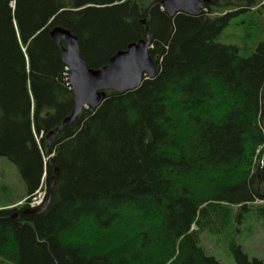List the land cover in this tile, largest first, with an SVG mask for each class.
I'll return each instance as SVG.
<instances>
[{
  "label": "trees",
  "instance_id": "16d2710c",
  "mask_svg": "<svg viewBox=\"0 0 264 264\" xmlns=\"http://www.w3.org/2000/svg\"><path fill=\"white\" fill-rule=\"evenodd\" d=\"M158 2L0 0V158L22 185L0 178V264H220L204 232L264 264L238 243L246 222L264 229V0L174 18ZM54 27L92 69L147 30L157 74L47 145L74 109ZM54 176L43 211L19 203H44Z\"/></svg>",
  "mask_w": 264,
  "mask_h": 264
},
{
  "label": "water",
  "instance_id": "95a60500",
  "mask_svg": "<svg viewBox=\"0 0 264 264\" xmlns=\"http://www.w3.org/2000/svg\"><path fill=\"white\" fill-rule=\"evenodd\" d=\"M158 5L171 18L179 13L192 17L203 14L199 0H160ZM50 37L61 50V60L67 69L74 109L63 120L61 126L46 134L47 141L56 138L60 134L61 127L75 123L83 109L99 107L106 99L107 91L125 93L137 89L144 80L152 79L157 74V68L150 55L152 36L147 30L144 39L129 43L124 50L116 52L107 64L99 69L87 67L85 59L80 55L78 39L69 30L54 27L50 31ZM56 178L57 176H54L51 179L49 195L36 213L46 208Z\"/></svg>",
  "mask_w": 264,
  "mask_h": 264
},
{
  "label": "rangeland",
  "instance_id": "374dc122",
  "mask_svg": "<svg viewBox=\"0 0 264 264\" xmlns=\"http://www.w3.org/2000/svg\"><path fill=\"white\" fill-rule=\"evenodd\" d=\"M241 16L234 18L238 21ZM232 21L235 22V21ZM236 29L230 26L226 29L225 34L235 33ZM229 42L230 40H224L222 35V42ZM51 143L47 141V145ZM0 171L3 183L13 192H17L22 188L20 181L16 177V171L12 164H10L5 158H0ZM16 194V193H15ZM43 195V189L40 191ZM37 195V194H36ZM43 199V197H41ZM26 200V198L24 199ZM19 202L21 205L26 204V201ZM201 246L205 249L206 253L212 256L220 264H234V260L225 247L223 241H218L208 233L204 232L200 237ZM238 243L242 247L245 254L251 260L253 258L264 261V229L260 222L248 223L243 225V230L238 237Z\"/></svg>",
  "mask_w": 264,
  "mask_h": 264
},
{
  "label": "flooded vegetation",
  "instance_id": "af4514ba",
  "mask_svg": "<svg viewBox=\"0 0 264 264\" xmlns=\"http://www.w3.org/2000/svg\"><path fill=\"white\" fill-rule=\"evenodd\" d=\"M199 1L201 2V8H202L203 14H208L211 11V9L214 7L217 9L224 7L223 11L226 13H232V12H241L242 13L243 11L251 9V8H249V6H247L244 3L247 0H199ZM156 5H158V3ZM160 10H161V12L166 13L165 10L162 9L161 7H160ZM180 14L186 15L184 13H179L178 15H180ZM139 24L141 26H147V21L145 19H141L139 21Z\"/></svg>",
  "mask_w": 264,
  "mask_h": 264
},
{
  "label": "built area",
  "instance_id": "2783aa9c",
  "mask_svg": "<svg viewBox=\"0 0 264 264\" xmlns=\"http://www.w3.org/2000/svg\"><path fill=\"white\" fill-rule=\"evenodd\" d=\"M44 195H45L44 192L42 196L40 192H38L37 195L35 194L29 200H24V201H26V204L28 205L29 208H33V209L38 208L42 204L43 199H41V197L44 198Z\"/></svg>",
  "mask_w": 264,
  "mask_h": 264
},
{
  "label": "bare ground",
  "instance_id": "6f19581e",
  "mask_svg": "<svg viewBox=\"0 0 264 264\" xmlns=\"http://www.w3.org/2000/svg\"><path fill=\"white\" fill-rule=\"evenodd\" d=\"M36 210V209H35Z\"/></svg>",
  "mask_w": 264,
  "mask_h": 264
}]
</instances>
